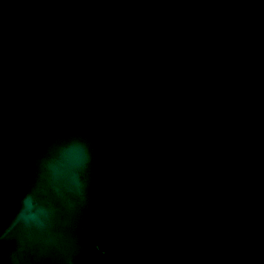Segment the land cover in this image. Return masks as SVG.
Here are the masks:
<instances>
[{
    "label": "water",
    "instance_id": "obj_1",
    "mask_svg": "<svg viewBox=\"0 0 264 264\" xmlns=\"http://www.w3.org/2000/svg\"><path fill=\"white\" fill-rule=\"evenodd\" d=\"M0 264H264V0H0Z\"/></svg>",
    "mask_w": 264,
    "mask_h": 264
}]
</instances>
